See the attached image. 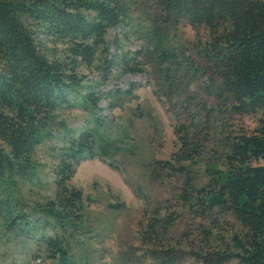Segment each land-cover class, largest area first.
<instances>
[{"label":"trees","instance_id":"16d2710c","mask_svg":"<svg viewBox=\"0 0 264 264\" xmlns=\"http://www.w3.org/2000/svg\"><path fill=\"white\" fill-rule=\"evenodd\" d=\"M150 1L161 12L154 21L165 29L185 21L196 34L203 30L200 44L230 111L256 118L252 132L233 137L224 168L212 166L210 183L199 193L202 209L230 212L241 227L232 240L233 257L241 264H264V0ZM132 22L123 0H0V222L6 236L35 243L38 263L42 257L43 263L78 264L71 242L82 231L84 198L68 183L82 158L106 159L112 147L110 123L99 107L104 98L86 82L83 69L108 72L120 66L141 74L140 51L123 53L117 38L106 41L109 30H124L128 37ZM150 25L144 37L160 53L161 67L173 63L175 53L163 44V32ZM195 70L206 72L201 65ZM74 109L87 116V127L77 136L62 116ZM181 129H176L179 157L162 163L164 170L180 175L187 173L181 163L196 161L202 144ZM51 139L61 145L53 166L54 198L24 213L15 190L39 183L42 164L35 152ZM165 223L162 228L172 221ZM159 224L149 220L141 240L153 242Z\"/></svg>","mask_w":264,"mask_h":264},{"label":"rangeland","instance_id":"374dc122","mask_svg":"<svg viewBox=\"0 0 264 264\" xmlns=\"http://www.w3.org/2000/svg\"><path fill=\"white\" fill-rule=\"evenodd\" d=\"M123 1L133 16L128 37H123L124 30H109L106 41L117 38L123 53L140 51L145 65L136 75L120 66L108 72L83 69L86 82L104 98L99 107L110 123L107 138L112 147L106 159L82 158L69 180L68 186L84 198V224L71 242V254L78 264H241L232 247L241 227L230 212L202 209L199 190L210 183L212 166L224 168L233 137L252 132L256 118L230 111L200 44L205 39L202 29L196 34L185 21L165 29L154 21L161 12L152 1ZM150 24L163 32V44L175 53L173 63L161 67L160 53L144 37ZM197 65L206 72L196 71ZM107 102L117 107L109 109ZM62 116L76 136L87 127V116L77 109ZM180 127L182 135L187 132L189 139L202 142L199 158L181 163L187 171L182 175L162 168L181 153L176 135ZM60 146L51 139L37 147L39 183L19 184L15 190L24 213L54 198L53 166ZM152 219L160 223L152 232L155 239L142 241L143 227ZM166 221L172 223L162 228ZM37 256L35 243L25 245L6 236L0 222V264H49L42 257L36 262Z\"/></svg>","mask_w":264,"mask_h":264}]
</instances>
